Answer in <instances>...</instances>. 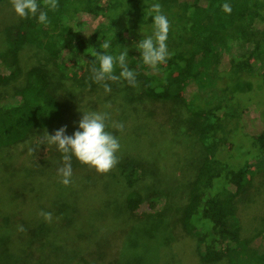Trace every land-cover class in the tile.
<instances>
[{
  "label": "trees",
  "instance_id": "trees-1",
  "mask_svg": "<svg viewBox=\"0 0 264 264\" xmlns=\"http://www.w3.org/2000/svg\"><path fill=\"white\" fill-rule=\"evenodd\" d=\"M37 2L47 12L49 23L40 24L29 16L7 26L8 44L0 51V83L7 85L20 77L25 80L12 93L0 96V148L30 146L45 132L54 134L62 126L69 135L72 117L99 103L102 93H106L102 105L117 102L124 107V100L135 104L119 112L115 122L119 120L122 129H108L119 142L129 128H135L140 113L162 119L170 128V115L184 110L186 117L181 122L195 134L200 151L187 165L192 168L190 192L178 222L195 238L204 263L264 264V233L242 236L238 215L252 176L264 172V0H57L54 11L44 8L43 0ZM154 3L161 4L170 22L167 46L172 53L156 69L143 63L136 47L152 34L148 9ZM224 4L230 6V12L223 10ZM105 40L111 42L109 54L127 49V64L136 72L137 87L120 80L106 82L109 92L96 82H81L77 91L67 90L62 82L53 81L54 75L45 64L26 70L22 67L24 46L36 45L47 53L62 77L78 82L95 60L91 51L103 54L99 46ZM249 54L254 56L250 66L246 60ZM69 59L80 63L69 66ZM135 88L141 97L129 95ZM106 110L108 113L109 107ZM41 148L47 153L57 151L55 145L46 143ZM132 148H119L121 158L112 178L127 189L122 199L125 213L136 216L155 208L153 202L149 210L141 208L145 197L136 184L144 171L176 174L180 170L176 166L173 171L164 170ZM114 229L103 233L113 234ZM1 247L0 264H10V247ZM115 248L109 246L112 251L106 253L107 258L99 256L98 264L115 262ZM85 255L81 260L88 264Z\"/></svg>",
  "mask_w": 264,
  "mask_h": 264
},
{
  "label": "rangeland",
  "instance_id": "rangeland-1",
  "mask_svg": "<svg viewBox=\"0 0 264 264\" xmlns=\"http://www.w3.org/2000/svg\"><path fill=\"white\" fill-rule=\"evenodd\" d=\"M23 19L14 13L10 0L0 1V51L5 50L8 44L7 26ZM246 60L250 66L254 56L249 54ZM21 62L25 70L45 64L54 75L53 81L62 82L67 90L75 88L77 91L82 88L81 82H93L89 73L91 66L86 67V77L78 82L62 77L47 53L36 45L24 46ZM67 63L77 66L80 62L69 59ZM244 80L242 83H246ZM19 82H25L24 78L7 85L0 83V96L12 93ZM105 94L99 95V103L89 105L72 117L74 124L68 126L69 135L78 127L76 124L82 112L105 113L108 107L111 122L106 121V131L116 130L114 125L120 123L119 120L115 122L119 112L135 104H127L125 98H117L124 100V107L117 102L102 105L106 102ZM127 95V98L129 95L141 97L137 88ZM89 99L94 101L92 96ZM177 110L170 115V128L161 122L162 119L140 113L134 123L135 128H129L119 142L122 150L130 146L126 150L133 151L132 146H135V154H142L150 161L154 159V164L164 170L173 171L174 166L180 170L176 174L144 171L137 182L136 188L145 197L141 208L147 211L153 202L155 208L146 213L154 215L125 213L122 199L127 189L124 190L112 178L113 173H117V165L107 173H99L73 156L71 183L65 186L57 174V169L64 164L58 150L43 152V144L38 145L37 141L27 147L12 145L0 148V246L10 247V264H84L81 256L85 253L88 264H98V257L107 258L106 253L109 254L114 247L116 258L112 264H207L200 258L195 238L186 234L178 222L187 192H190L192 168L189 170L187 165H191L192 158L199 156L200 148L187 123L181 122L186 117L184 110L182 113ZM156 114L160 115L159 112ZM127 121L133 122L130 118ZM30 147L36 148L33 154L28 152ZM175 152H178L177 156ZM118 153L115 155L119 160L121 156ZM251 182L246 197L238 205L244 237L264 233V172L253 175ZM42 212L51 213V219L45 220ZM20 226H23V231L18 230ZM112 229L114 233L108 235ZM95 243L97 246L94 247ZM87 247L90 251H85ZM1 250L4 249L1 247Z\"/></svg>",
  "mask_w": 264,
  "mask_h": 264
},
{
  "label": "clouds",
  "instance_id": "clouds-1",
  "mask_svg": "<svg viewBox=\"0 0 264 264\" xmlns=\"http://www.w3.org/2000/svg\"><path fill=\"white\" fill-rule=\"evenodd\" d=\"M10 2L18 17L33 16L40 24L47 25L49 23L47 12L41 10V4L37 0H10ZM43 7L54 11L58 7L57 0H43ZM222 8L225 12L231 11L228 4L222 5ZM148 15L152 17L153 21L152 34L141 39L136 47L140 51L143 63L156 69L172 55L167 46L170 22L162 13V6L159 3L150 6ZM99 47L103 49V54L94 49L90 53L95 58L89 69L92 81L103 83L105 92L111 90L107 81L125 80L130 86L135 87L136 72L128 67L127 49L117 55L109 54L110 40H105ZM117 68H119L118 75L115 74ZM82 113L83 115L78 121V130L74 131L72 135H66V126H62L55 130L54 134L49 135L45 132L37 140L38 145L45 143L55 145L57 150L62 153L64 164L57 169V174L61 177L60 182L65 186L71 183L73 156L81 163L94 167L99 173H107L118 162L115 154L120 145L118 139L106 131L108 114L93 110ZM114 126L122 129V125ZM34 149L36 148L30 147L29 154H33ZM41 215L45 220L51 219L49 212H42ZM18 230L23 231V226H20Z\"/></svg>",
  "mask_w": 264,
  "mask_h": 264
}]
</instances>
